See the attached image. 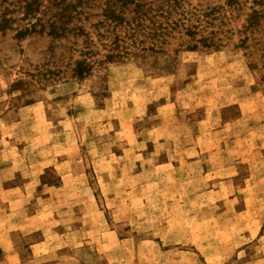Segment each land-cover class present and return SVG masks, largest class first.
I'll list each match as a JSON object with an SVG mask.
<instances>
[{
    "label": "rangeland",
    "instance_id": "374dc122",
    "mask_svg": "<svg viewBox=\"0 0 264 264\" xmlns=\"http://www.w3.org/2000/svg\"><path fill=\"white\" fill-rule=\"evenodd\" d=\"M47 205L70 264H264V0H0V264Z\"/></svg>",
    "mask_w": 264,
    "mask_h": 264
},
{
    "label": "crops",
    "instance_id": "0c3cea01",
    "mask_svg": "<svg viewBox=\"0 0 264 264\" xmlns=\"http://www.w3.org/2000/svg\"><path fill=\"white\" fill-rule=\"evenodd\" d=\"M196 158H191L190 162H195ZM39 162V161H38ZM41 165V164H40ZM42 170H38V186H43L44 183H41V176H39V173H41ZM62 178V176H61ZM56 189H58V187L56 186H52L51 189L49 191H51L50 197H42V195H40V197H42L43 200H46V203L51 202L52 201V192H55ZM39 197V196H38ZM52 204V203H50ZM48 209H50L48 211ZM38 210V212H36ZM34 212H31V215H33L32 217L34 219H36V222H38V229H43L42 234L40 235V237H38L37 240L33 241L32 243L29 244L28 249H29V254L25 257V258H32V257H37L38 258V264H70L68 259L72 258L70 256L67 255V253L64 252V250L61 249H67V243H63L62 245L59 246H52L50 247V243L46 242L47 240V234L49 233V230H52L51 228L54 227L55 232L57 233V238L59 237H63L64 236V231H60V228L63 227V224L59 225V210L58 207H54V206H45L44 208L39 207L38 209ZM43 211H47V212H51V214L49 215L51 222L54 221L55 224H53V227L49 228L47 227L48 225L46 224V222L44 221V219L42 220L40 215H42ZM63 212V211H62ZM30 215V216H31ZM28 218V217H27ZM30 218V217H29ZM123 239H118L116 238L114 240V242L117 244H120V242H122ZM61 241L62 238H61ZM61 250V251H60ZM113 255L115 257H109V256H105V254L102 256H100V258L98 259H105V260H109V261H113V260H117L118 258L117 253H113ZM12 256V255H10ZM25 256V255H24ZM20 258V256H18V259ZM92 256H88L87 259L82 260V262H80V264H91L92 261ZM21 260H24V258H22L21 256ZM106 263V262H105ZM104 263V264H105ZM225 264V263H223Z\"/></svg>",
    "mask_w": 264,
    "mask_h": 264
}]
</instances>
